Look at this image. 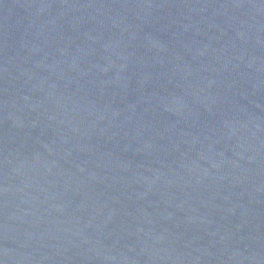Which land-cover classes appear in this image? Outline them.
Wrapping results in <instances>:
<instances>
[{"label":"water","instance_id":"95a60500","mask_svg":"<svg viewBox=\"0 0 264 264\" xmlns=\"http://www.w3.org/2000/svg\"><path fill=\"white\" fill-rule=\"evenodd\" d=\"M0 264H264V0H0Z\"/></svg>","mask_w":264,"mask_h":264}]
</instances>
